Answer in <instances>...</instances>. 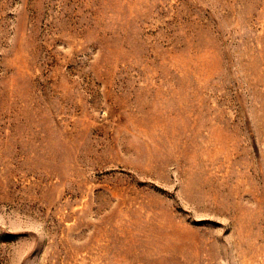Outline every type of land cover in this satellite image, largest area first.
Returning <instances> with one entry per match:
<instances>
[{
    "label": "rangeland",
    "instance_id": "obj_1",
    "mask_svg": "<svg viewBox=\"0 0 264 264\" xmlns=\"http://www.w3.org/2000/svg\"><path fill=\"white\" fill-rule=\"evenodd\" d=\"M0 264H264V0H0Z\"/></svg>",
    "mask_w": 264,
    "mask_h": 264
}]
</instances>
